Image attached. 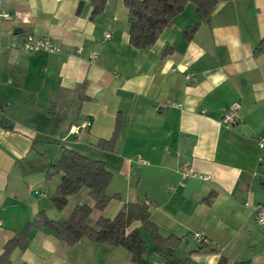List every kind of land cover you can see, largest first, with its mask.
Returning a JSON list of instances; mask_svg holds the SVG:
<instances>
[{"label":"crops","instance_id":"obj_1","mask_svg":"<svg viewBox=\"0 0 264 264\" xmlns=\"http://www.w3.org/2000/svg\"><path fill=\"white\" fill-rule=\"evenodd\" d=\"M193 21L187 4L151 47L139 49L129 43L121 0H106L94 18L89 0H0V254L36 212L61 220L77 204L92 206L85 188L62 210L49 201L57 182L45 176L67 147L103 161L112 173L106 190L121 197L92 209L90 225L125 202L146 200L159 232L182 238L180 259L264 264V229L250 207L264 205V149L255 142L264 137V48L255 51L264 41V0L219 3L185 40ZM23 34L46 36L58 51L12 47ZM233 101L238 121L224 126ZM117 116L114 150L98 148ZM85 119L90 125L81 128ZM182 165L195 175L183 176ZM138 229L134 222L128 231ZM194 232L206 247L188 255ZM28 240L9 264H134L121 246L87 239L68 246L47 228L30 230Z\"/></svg>","mask_w":264,"mask_h":264},{"label":"trees","instance_id":"obj_2","mask_svg":"<svg viewBox=\"0 0 264 264\" xmlns=\"http://www.w3.org/2000/svg\"><path fill=\"white\" fill-rule=\"evenodd\" d=\"M127 9L129 21L128 38L131 46L139 49L151 47L161 32L169 27L173 18L187 4L194 7V21L183 32L185 40H190L200 23L209 20L215 7L221 2L235 0H121ZM106 0H89L91 16L100 15ZM264 48L260 42L255 51ZM120 120L116 117L113 132L109 139H99L98 148L112 152L119 136ZM59 175L54 191L49 196L51 205L62 210L70 195L85 188L92 201V206L83 203L73 207L69 215L61 220L50 219L43 210L36 212L23 228L8 239L0 254V264H9L13 250L24 249L28 244L29 231L47 228L64 244L71 246L81 239L93 243L125 248L134 264H149L153 255L164 264H193L189 258L184 260L177 256L182 238L174 234L162 235L158 226L149 218V203L136 200L123 203L120 211L113 217L99 216L94 225L88 222L92 209L103 211L112 200L121 201L118 193H106L111 179V171L99 159L89 158L71 148L63 147L58 161L48 167L45 179ZM134 222L140 223L139 230L128 231ZM149 242V243H148ZM206 242L196 243V250L205 249ZM209 251H212L210 249ZM221 259L218 264H223Z\"/></svg>","mask_w":264,"mask_h":264},{"label":"built area","instance_id":"obj_3","mask_svg":"<svg viewBox=\"0 0 264 264\" xmlns=\"http://www.w3.org/2000/svg\"><path fill=\"white\" fill-rule=\"evenodd\" d=\"M105 37H108V34H105ZM12 47L18 46L20 49L26 51V52H47V53H53L58 51L57 46H55L51 40L46 36H34L31 34H23L20 35L17 42L11 43ZM83 52L82 48H77L76 53L78 55H81ZM97 57V54L95 52H89L87 54V58L90 62H93ZM185 79L187 81H193L194 77L191 74H185ZM240 105L237 101L231 102L228 106L224 114L222 115L220 119V123L224 126H232L238 121L237 111L239 109ZM90 122L88 119H85L81 122L80 127L81 128H87L89 127ZM256 145L260 149H264V137H258L255 140ZM138 161H141L138 159ZM181 173L183 176L188 175H195L191 173L189 170H187L186 165L181 166ZM202 179H207V176H200ZM251 207V213L252 218L254 222L259 225L262 229H264V205L260 203H254L250 205ZM191 238L196 243H203L206 242V237L202 232H194L191 234ZM149 264H164L159 261H152Z\"/></svg>","mask_w":264,"mask_h":264},{"label":"rangeland","instance_id":"obj_4","mask_svg":"<svg viewBox=\"0 0 264 264\" xmlns=\"http://www.w3.org/2000/svg\"><path fill=\"white\" fill-rule=\"evenodd\" d=\"M37 151L40 153V151H42V150H37ZM51 179L54 180L55 182H58V180H59V175H54V176L51 177ZM108 188H110V187H108ZM111 191H112V190H110V189H107V190H106V192H107L108 194L111 193ZM115 202H117V201H115ZM71 205H72V201L69 202L68 206H71ZM68 206H66V207H68ZM89 221L91 222V219L88 220V222H89ZM89 224H90V223H89ZM138 230H139V231L142 233V235L144 236V234H143V232L141 231V229H138ZM144 237H145V236H144ZM148 243H149V242H148ZM189 243H190V242H189ZM185 246H186V243L183 242V243H182V247H185Z\"/></svg>","mask_w":264,"mask_h":264}]
</instances>
